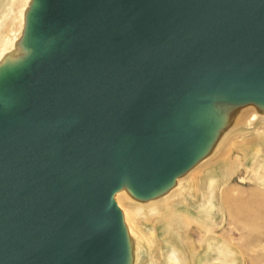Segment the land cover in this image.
Instances as JSON below:
<instances>
[{"label":"water","instance_id":"95a60500","mask_svg":"<svg viewBox=\"0 0 264 264\" xmlns=\"http://www.w3.org/2000/svg\"><path fill=\"white\" fill-rule=\"evenodd\" d=\"M35 1L0 76V264H128L114 193L194 166L215 104L264 111V0Z\"/></svg>","mask_w":264,"mask_h":264},{"label":"rangeland","instance_id":"374dc122","mask_svg":"<svg viewBox=\"0 0 264 264\" xmlns=\"http://www.w3.org/2000/svg\"><path fill=\"white\" fill-rule=\"evenodd\" d=\"M4 1L0 0V11L3 9ZM26 2L27 0H16V4L11 8V15L0 30L2 34L0 46L4 39L6 40L0 51L2 56L0 69L9 68L10 46L19 44L21 10ZM252 111L262 114L263 109L253 104L240 105L239 116L229 115L225 126L217 132L204 156L189 171L176 178L172 185L153 197V205L158 213L150 210L151 206L144 200L135 197L128 187L127 192L120 194V203L125 204L124 207L130 215L126 230L128 264H169L168 245L176 249L183 264H207L204 263L205 257L202 255L206 243L213 239L224 240V244L232 251L230 257L234 259L235 264H264V189L252 179L250 172L247 171L246 161V155L253 147L259 148L258 157L264 158V139H261L262 141L254 139L256 129L264 125V117L257 116L249 123ZM242 138L248 142V149L239 148L247 147L240 144ZM211 178L215 180V188L210 192L216 205L213 210L214 223L199 218L191 222L186 232L183 231V224H179L182 229L177 231L167 207L177 201L180 193L184 191L191 201H197L198 206L192 207V211L197 213L205 204V195ZM223 183L227 185L228 190H236L237 193L242 192L246 195L243 198L233 196L221 206L215 200V193L216 186ZM137 207H141L142 212H137L135 210ZM214 253L213 251L211 256H208V264H214L212 261Z\"/></svg>","mask_w":264,"mask_h":264},{"label":"bare ground","instance_id":"6f19581e","mask_svg":"<svg viewBox=\"0 0 264 264\" xmlns=\"http://www.w3.org/2000/svg\"><path fill=\"white\" fill-rule=\"evenodd\" d=\"M15 4H16V0H5L4 1L3 9L0 11V30L6 24L9 15H11V8ZM35 4H36L35 0H27L26 4L24 5L23 9L21 10L22 11L21 12L22 19H21V22L19 21L20 22V29H21V37L20 38L18 37L20 39V41H19V44L17 46H13V45L10 46V60H11L10 61V66H9V68L0 69V76L7 69H10L13 66H16V65L22 63L23 61H25L31 54L32 50L26 44L27 43V29H28V21H29L30 13H31L32 9L34 8ZM18 26H19V24H18ZM1 38H2V34L0 32V39ZM5 41L6 40L4 39L3 44L5 43ZM3 44L0 46V51L4 47ZM1 59H2V56L0 55V62H1ZM249 104H251V103H249ZM212 110L213 111H211V113H210L211 119L213 120L215 125H218V126H222L223 122L228 118L229 115L234 114L236 116H239V114H240L239 105L238 104H229V103L215 104V106H214V108ZM257 116L264 117V111L262 112V114H257L255 111H252L250 113V117H249V120H248L249 123H252L257 118ZM249 135L251 137V134H249ZM245 138H246V136H245ZM254 139L255 140L264 139V125L260 126L258 129H256ZM240 144H242L244 146H247L248 142L245 141V139L242 138ZM239 148L242 149V150L243 149H248V146L246 148H244L243 146L239 147ZM221 149H223V148H221ZM258 152H260V149L256 148V147H253V149H251L250 152L246 155L247 171L250 172L254 182H256L261 188L264 189V158L262 159V158L258 157ZM222 156H224V154ZM192 167L188 168L187 171H189ZM185 180H187V179H185ZM214 183H215V180L213 178L209 179L208 192L205 195V204L199 208V211L197 213L192 211V207H194L196 205L198 206L197 201H191L184 191H182L180 193V197H179V199L177 201L172 202L171 205H169L167 207L168 210L170 211V215L169 216H171V219L174 222L175 229L177 231L182 229L179 224H183V226H184L183 231L186 232L188 230V228H190L191 222L193 220H196V219H199V218H204L206 220H209L211 223H214L215 220H214V217H213V213H214L213 210L215 209L216 205L214 203L213 197L210 196L211 190L213 188H215ZM224 183L216 186L217 192L215 193V197H216L215 200H217L218 202L217 201L216 202L220 203L221 206L226 200L231 199V197H233V196H236L238 198H243L246 195V194H244L242 192H238L237 193L236 190L235 191L228 190L227 189V185H225ZM125 191H126V187H125V185H122L120 187V189H118L114 193V200H115V202H116V204H117V206H118V208L120 210L121 217H122V224H123L124 228L127 230V222L130 221L129 211H127L126 208L124 207L125 204L124 205L121 204L120 200H119L120 194L123 195V193ZM144 201L151 206L150 210L158 213V211L156 210V207L153 205L154 203H153V197L152 196H150L148 198H145ZM218 207H220V206H218ZM135 210L137 212H142V211H140L141 207H137ZM230 211H231V209H230ZM200 213L203 216L200 215ZM159 215H163V214H159ZM156 243H158V242H156ZM226 245L224 244V240L220 241V240H217V239H213V240L208 241L206 243L205 252L202 255V256L205 257V259L203 258L204 259V263L208 264V258H209L208 256H211L212 252L214 251L215 253L212 256V261L214 262V264H235L234 259H231V257H230L231 254H232V251L230 250L228 245L227 246ZM168 247H169V252H168L169 264H183L181 262V260L179 259V256H178V253H177L176 249L174 247L170 246V245H168L167 248ZM184 247H186V246H184ZM190 256H191V254H190Z\"/></svg>","mask_w":264,"mask_h":264}]
</instances>
